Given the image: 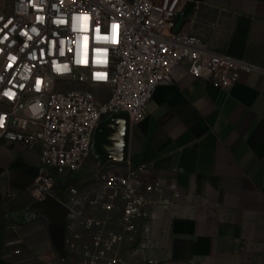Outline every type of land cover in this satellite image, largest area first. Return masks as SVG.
<instances>
[{"label":"built area","instance_id":"built-area-1","mask_svg":"<svg viewBox=\"0 0 264 264\" xmlns=\"http://www.w3.org/2000/svg\"><path fill=\"white\" fill-rule=\"evenodd\" d=\"M188 2L0 0V144L39 148L28 191L36 201L51 198L66 209L64 245L84 256L77 264H124L111 253L124 240L133 242L136 221L147 220L149 236L150 211H170L180 196L174 183L129 160L122 168L102 165L90 182L71 179L83 171L102 117L124 113L132 123L142 120L157 86L186 74L206 75L220 88L234 85L240 72L264 76L263 66L174 32ZM80 13L87 16L73 21ZM117 206L121 232L107 231ZM92 229L78 251L82 231Z\"/></svg>","mask_w":264,"mask_h":264},{"label":"crops","instance_id":"crops-1","mask_svg":"<svg viewBox=\"0 0 264 264\" xmlns=\"http://www.w3.org/2000/svg\"><path fill=\"white\" fill-rule=\"evenodd\" d=\"M190 2L180 32L264 67V0ZM91 156L119 168L128 160L145 163L180 192L170 211H150L155 219L149 236L143 231L147 220L138 219L133 242L124 240L111 255L126 264H264L263 75L240 72L229 88L206 75L162 83L142 120L102 117ZM39 164L38 147L0 144V264L63 261L44 220L57 214H43L28 191ZM121 215L115 207L107 231L121 232ZM93 231H84L80 241H90Z\"/></svg>","mask_w":264,"mask_h":264},{"label":"water","instance_id":"water-1","mask_svg":"<svg viewBox=\"0 0 264 264\" xmlns=\"http://www.w3.org/2000/svg\"><path fill=\"white\" fill-rule=\"evenodd\" d=\"M194 4L192 2H188L183 9L180 17L178 18L176 25L173 29L174 32H179L183 23L188 18ZM124 113L119 114H108V115H115V116H121ZM93 141V139H92ZM91 150H92V143L90 147L89 154L86 158V161L84 163L82 175L85 178H91L94 176L96 171L102 166V163L104 160L102 158H99V156H91ZM38 204L42 207L43 214L49 213H56L57 218H47L44 217V220L46 222L47 228L49 230L50 236L52 238L54 249L56 250L58 256L65 261L66 255L64 250V235H65V216H66V209L60 205L57 201L54 199L48 198L44 201H38Z\"/></svg>","mask_w":264,"mask_h":264},{"label":"rangeland","instance_id":"rangeland-1","mask_svg":"<svg viewBox=\"0 0 264 264\" xmlns=\"http://www.w3.org/2000/svg\"><path fill=\"white\" fill-rule=\"evenodd\" d=\"M75 176H79L80 179H83V176H82V172L78 173L75 175ZM73 178V177H72ZM75 179H78V178H75ZM84 231H82V234H83ZM144 235L145 237H147L148 235L145 234L144 232ZM81 239V238H80ZM79 239L78 243L77 244V250L78 251H81V243H84V242H81ZM65 255H66V260L65 261H61L62 263L61 264H77L79 261H83L85 258L83 255H73L72 254V250L70 248V246H66V249H65ZM99 264H103V262H99ZM124 264H126V261L124 260Z\"/></svg>","mask_w":264,"mask_h":264},{"label":"snow or ice","instance_id":"snow-or-ice-1","mask_svg":"<svg viewBox=\"0 0 264 264\" xmlns=\"http://www.w3.org/2000/svg\"><path fill=\"white\" fill-rule=\"evenodd\" d=\"M86 16H87L86 13H80L78 16H73V17H72V20H73V21H76V20H79V19H81V18H83V17H86ZM0 19H2V18H0ZM38 19H43V18L38 17ZM55 22H56L57 24L65 23V21H62V20H57V21H55ZM115 27H116V25L113 24V25H112V28L114 29ZM73 28L75 29V24H73ZM32 31H33V32H36L37 30H36L35 28H33ZM97 32H99V29H97ZM61 43H62V42H61ZM21 51H23V49H21ZM63 54H64V53H63V51L61 50L60 55H63ZM10 59L14 60L15 57H11ZM65 67H67V66H65ZM36 84H37V88H39L40 81L37 80V81H36ZM4 95H5V96H9V93H8V92H5ZM0 119H2V117H0ZM0 126H2V125H0Z\"/></svg>","mask_w":264,"mask_h":264},{"label":"flooded vegetation","instance_id":"flooded-vegetation-1","mask_svg":"<svg viewBox=\"0 0 264 264\" xmlns=\"http://www.w3.org/2000/svg\"><path fill=\"white\" fill-rule=\"evenodd\" d=\"M55 218H57V217H55ZM58 219V218H57Z\"/></svg>","mask_w":264,"mask_h":264}]
</instances>
